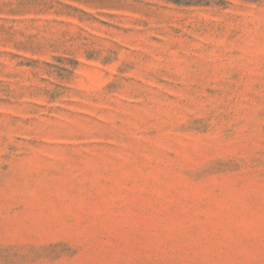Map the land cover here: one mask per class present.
Returning a JSON list of instances; mask_svg holds the SVG:
<instances>
[{"label":"rangeland","instance_id":"rangeland-1","mask_svg":"<svg viewBox=\"0 0 264 264\" xmlns=\"http://www.w3.org/2000/svg\"><path fill=\"white\" fill-rule=\"evenodd\" d=\"M0 264H264V0H0Z\"/></svg>","mask_w":264,"mask_h":264}]
</instances>
